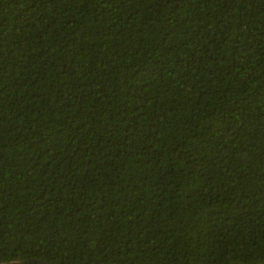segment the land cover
Masks as SVG:
<instances>
[{
    "label": "trees",
    "instance_id": "obj_1",
    "mask_svg": "<svg viewBox=\"0 0 264 264\" xmlns=\"http://www.w3.org/2000/svg\"><path fill=\"white\" fill-rule=\"evenodd\" d=\"M38 262L264 264V0H0V264Z\"/></svg>",
    "mask_w": 264,
    "mask_h": 264
},
{
    "label": "water",
    "instance_id": "obj_2",
    "mask_svg": "<svg viewBox=\"0 0 264 264\" xmlns=\"http://www.w3.org/2000/svg\"><path fill=\"white\" fill-rule=\"evenodd\" d=\"M31 262H34V261H31ZM22 263H24V261ZM38 263H40V264H46V263H43V262H38ZM14 264H17V263H14Z\"/></svg>",
    "mask_w": 264,
    "mask_h": 264
}]
</instances>
